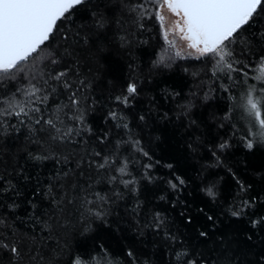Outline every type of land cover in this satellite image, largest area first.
<instances>
[{
    "label": "trees",
    "instance_id": "trees-1",
    "mask_svg": "<svg viewBox=\"0 0 264 264\" xmlns=\"http://www.w3.org/2000/svg\"><path fill=\"white\" fill-rule=\"evenodd\" d=\"M91 2L108 18L102 38L98 40L93 32L89 34L88 44L62 40L64 32L69 30V25L63 23L50 48L29 67L34 64L39 71L47 54L56 51L63 56L61 67H70L73 73L79 72L82 78L92 82V96L97 100L87 116L92 132L74 137L72 142L52 141L47 130L30 134L24 128L0 135V176L5 183L10 180L15 185L14 191L0 195L3 220L0 239L20 249V255L14 257L0 248V264H68L70 257L94 253L100 245L119 264H131L126 255L129 249L136 254L139 264H175L172 258L175 248L186 249L208 264H258L264 257V224L253 227L251 221L264 216V146L249 150L239 131L233 134L231 122L219 126L229 104L235 103L228 100L227 94L216 92L207 104L201 102L207 85L201 90L200 78H194L192 73L199 72L202 77L203 63L190 59L178 60L171 68L153 66L163 46L154 18L144 22L145 29L132 37L130 48H123L119 42L122 33L116 23L119 13L112 10V0ZM87 18L88 9L78 8L69 34L75 33ZM257 20L254 27L244 32L253 41L251 52L240 55L237 48L242 62H253L251 68L258 64L255 61L264 47L258 43L257 35L264 29V14ZM98 48L102 51L98 52ZM133 80L139 94L128 108L119 107L132 134L149 151L151 160L134 152L129 145H121L118 157L128 158L129 178H134L135 184L129 189L117 185L121 198L113 200L109 214L101 220L91 215L89 209L95 212L100 206L94 199L96 193L112 196L107 179L111 173L98 171L96 162L100 158L95 153H107L111 145L106 147L97 137L111 129L113 145L128 138V130L115 128L104 117L110 108L117 107L112 102L114 97L124 92ZM239 88L234 89L235 97ZM174 93L179 95L173 96ZM188 101L195 105L191 110V118L199 124L195 132L187 127L186 118L177 119L179 105ZM165 111L170 120L162 121L158 113L162 115ZM141 114L149 117L148 126L139 120ZM240 117L236 109L235 122L243 128ZM224 141L229 147L220 150L218 145ZM36 155L48 159L35 160ZM148 163L152 164L150 169L142 167ZM177 176L186 183L174 191L168 181H175ZM236 178L250 185L247 192L240 193ZM212 184L217 193L214 200L204 191ZM253 197L254 204L241 217L229 214V207ZM174 201L178 202L174 205ZM12 203L17 207L9 208ZM137 204L141 205L140 221L155 212L164 215L177 242L165 243L162 233L148 229L140 234L141 228L132 212ZM205 213L212 215L214 222L208 221ZM187 216L192 217L190 224L186 222ZM201 230L208 236L200 237Z\"/></svg>",
    "mask_w": 264,
    "mask_h": 264
},
{
    "label": "snow or ice",
    "instance_id": "snow-or-ice-1",
    "mask_svg": "<svg viewBox=\"0 0 264 264\" xmlns=\"http://www.w3.org/2000/svg\"><path fill=\"white\" fill-rule=\"evenodd\" d=\"M112 4V10L119 13L116 23L122 33L119 36L121 47L130 48L132 37L145 29L144 22L154 18L158 22L163 40L160 53L153 61L154 67L171 68L178 60L190 59L205 65L202 77L199 72L192 73L194 78H200L201 90L207 85V91H204L201 99L203 104L211 101L213 93L216 92L227 94L229 101H235V87L247 85L240 98L242 103H230L219 120V126L223 127L225 122H231L233 134L239 131L241 141L249 150L258 145L264 146V47L255 61L258 63L255 79L261 82L259 87L248 84L253 62L244 63L237 55V48L240 49V55L251 52L253 41L244 32L254 27L258 23L257 18L264 14V0H112ZM98 7H93L91 0H0V135H7L10 131L19 132L24 128L30 134L47 130L52 141L72 142L74 137H82L92 132L87 120L89 112L94 110L97 102L92 96V82L82 78L79 72L73 73L70 67H61L63 56L56 51L47 54L44 58L46 62L39 71L36 65L33 64L30 68L29 64L40 57L45 49L50 48L55 33L63 23L69 25V30L64 32L62 40L73 39L76 44H88L91 41L89 34L93 32L98 40L101 39V34L108 27V18L96 10ZM78 8H87L88 18L70 35ZM257 35L258 43L264 45V29L259 30ZM97 51L102 49L98 48ZM66 54L71 55L70 52ZM184 70L188 71L187 68ZM138 94L137 83L130 81L126 90L114 97L112 102L117 107L110 108L104 117L115 128L128 130V138L119 139L113 145L111 129L97 137L106 147L111 145L107 153H95L100 158L96 162L98 171L111 173L107 179L112 196L96 193L94 199L99 201L100 206L95 212L89 209L91 215L101 220L109 214L113 200L121 198L117 185L129 189L135 184L134 178H129L131 173L128 170V158L121 160L118 157L121 145L127 144L134 152L151 160L149 151L145 150L141 139L132 134L126 122L127 117L119 107L123 105L128 108L131 100ZM178 95L179 93L173 94ZM194 106L192 101L179 105L180 112L177 116V119L181 116L186 118L187 127L193 132L199 127L197 120L191 118ZM237 107L242 109L240 118L244 121L243 128L235 122ZM158 118L162 121L170 120L167 111L162 115L158 113ZM148 119L143 114L139 116L144 126H148ZM228 147L227 141L218 145L220 150ZM33 158L44 160L48 156L36 155ZM142 167L150 169L152 164H143ZM185 183L180 176L175 181H168L174 191H179ZM236 183L240 193L247 192L250 187L238 178ZM9 190L14 191L15 185L10 180L5 183L0 176V195ZM204 191L213 200L216 198L215 184L207 186ZM177 202L174 201L173 204ZM254 202V197L241 199L238 205L229 207L228 212L232 217H241ZM103 205H108L109 208L104 209ZM8 207L14 209L17 205L12 203ZM140 207L137 204L132 209L136 224L141 228L140 234H143V229H148L156 234L162 233L165 243L172 241L175 244L178 238L171 232L167 218L155 212L150 218L140 221ZM200 211L204 212L203 209ZM180 215L185 216V213L181 212ZM205 216L208 221L214 222L212 215L205 213ZM186 222L190 224L192 217L187 216ZM0 223H3L2 219ZM251 224L253 227L264 224V216L252 220ZM199 236L207 237L208 233L201 230ZM0 248L10 251L14 257L20 255V249L9 245L4 239H0ZM126 255L131 264H139L131 249ZM172 258L175 264H208L206 260L193 257L183 248L173 249ZM68 264H119V261L112 257L104 245H100L94 253L70 257ZM258 264H264V257Z\"/></svg>",
    "mask_w": 264,
    "mask_h": 264
},
{
    "label": "rangeland",
    "instance_id": "rangeland-1",
    "mask_svg": "<svg viewBox=\"0 0 264 264\" xmlns=\"http://www.w3.org/2000/svg\"><path fill=\"white\" fill-rule=\"evenodd\" d=\"M258 67V64L251 68V70L249 71V80H248V84H255L257 85V87H259V84L261 83L260 81H257L255 79V76L258 74L256 71V68ZM247 85H242L240 86L239 90L237 91V95H236V100L234 101L235 104H239L242 103L241 101V96L243 95V93L246 91ZM238 111V114L241 116L242 113V109H240L239 107L236 108Z\"/></svg>",
    "mask_w": 264,
    "mask_h": 264
}]
</instances>
